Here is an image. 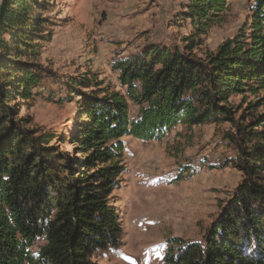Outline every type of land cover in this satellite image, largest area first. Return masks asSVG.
I'll use <instances>...</instances> for the list:
<instances>
[{"label": "trees", "instance_id": "trees-1", "mask_svg": "<svg viewBox=\"0 0 264 264\" xmlns=\"http://www.w3.org/2000/svg\"><path fill=\"white\" fill-rule=\"evenodd\" d=\"M245 25L214 51L148 44L115 60L122 90L82 94L72 152L54 132L31 130L7 105L13 93L31 98L50 72L28 59L46 40L42 0H4L0 11V264H94L93 255L121 243L110 202L124 170L123 136L160 138L177 124L229 121L236 150L226 161L242 178L202 241L177 242L166 264H264V0ZM228 0H187L180 12L195 36L222 18ZM192 36V35H191ZM73 77L72 93L90 85ZM101 82L97 84L100 85ZM240 96L238 111L228 106ZM134 115L130 114V106ZM79 155V156H78ZM42 239L35 250L37 240ZM175 247V248H172Z\"/></svg>", "mask_w": 264, "mask_h": 264}, {"label": "rangeland", "instance_id": "rangeland-1", "mask_svg": "<svg viewBox=\"0 0 264 264\" xmlns=\"http://www.w3.org/2000/svg\"><path fill=\"white\" fill-rule=\"evenodd\" d=\"M44 1L45 9L35 11L47 19L46 40L36 41L38 55L28 61L50 76L32 89L28 100L13 93L6 104L16 107L15 119L26 128L56 133L52 144L71 152L82 94L97 88L122 90L112 67L115 60L152 43L183 48L189 37L196 42L192 52L214 51L245 25L253 4L228 0L222 18L195 36L190 20L180 16L187 0ZM73 77L91 83L71 94L66 83ZM239 99L234 95L228 101L236 117ZM130 114L134 115L132 105ZM230 129L229 121H220L177 124L152 140L123 136L124 170L110 195L122 229L121 243L96 252L94 264H166L170 246L202 241L242 178L226 164L236 154L225 137ZM42 242L38 239L33 250Z\"/></svg>", "mask_w": 264, "mask_h": 264}, {"label": "water", "instance_id": "water-1", "mask_svg": "<svg viewBox=\"0 0 264 264\" xmlns=\"http://www.w3.org/2000/svg\"><path fill=\"white\" fill-rule=\"evenodd\" d=\"M4 0H0V11H1V7H2V3Z\"/></svg>", "mask_w": 264, "mask_h": 264}]
</instances>
